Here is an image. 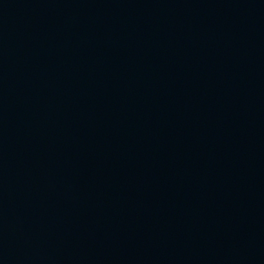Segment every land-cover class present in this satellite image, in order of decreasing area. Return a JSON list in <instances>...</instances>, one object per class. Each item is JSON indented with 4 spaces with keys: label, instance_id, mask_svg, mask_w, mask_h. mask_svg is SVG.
<instances>
[{
    "label": "water",
    "instance_id": "water-1",
    "mask_svg": "<svg viewBox=\"0 0 264 264\" xmlns=\"http://www.w3.org/2000/svg\"><path fill=\"white\" fill-rule=\"evenodd\" d=\"M0 264H264V0H0Z\"/></svg>",
    "mask_w": 264,
    "mask_h": 264
}]
</instances>
